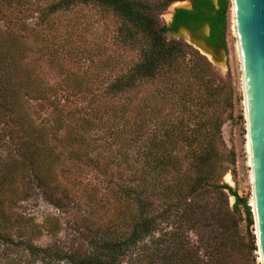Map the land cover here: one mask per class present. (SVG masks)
Returning a JSON list of instances; mask_svg holds the SVG:
<instances>
[{
  "label": "trees",
  "instance_id": "trees-1",
  "mask_svg": "<svg viewBox=\"0 0 264 264\" xmlns=\"http://www.w3.org/2000/svg\"><path fill=\"white\" fill-rule=\"evenodd\" d=\"M175 1L55 0L48 7L45 16L78 3L112 12L119 19L120 42L138 52L128 67L104 80L102 94L94 95L97 104L82 115L68 111V122L59 116L52 133L56 145L68 142L69 155L86 154L88 164L105 175V197L114 198L113 213L97 216L91 206L77 235L83 244L64 248L13 238L12 224L1 210V264H253L252 208L223 182L227 163L235 161L234 153L221 148L234 87L199 49L168 38L160 15ZM229 3L219 0L217 8L213 0H193L192 9H177L173 28L209 22L211 41L224 40ZM11 33L0 27V117L7 118L11 135L22 139L16 143L21 157L11 154L0 162V198L16 179L13 162L21 164L17 169L26 168L28 178L36 179L49 201L62 208L67 198L54 199L59 184L51 183L52 173L41 165L56 156L57 146L30 114L31 100H50L53 88H43L22 63L26 43ZM150 84L149 98L137 100ZM78 127L97 136H80ZM19 254L26 258L14 260Z\"/></svg>",
  "mask_w": 264,
  "mask_h": 264
},
{
  "label": "rangeland",
  "instance_id": "rangeland-1",
  "mask_svg": "<svg viewBox=\"0 0 264 264\" xmlns=\"http://www.w3.org/2000/svg\"><path fill=\"white\" fill-rule=\"evenodd\" d=\"M54 1L0 0V27L3 32L12 30L13 39L25 41L26 52L21 55L22 63H26L32 75L42 80L43 88H53L50 100H31L30 114L35 122H42V132L50 144L57 146L54 148L55 157L41 161L42 169L45 167L52 173L51 183L59 184L54 199L68 200L61 201L62 208L56 207L47 198L44 187L36 179L28 178L27 169H17L21 164L11 162L12 169L17 170V174L14 173L16 179L7 184V193L3 194L4 198H0L3 200L0 211L2 210L6 220L12 224L9 233L13 234V238L33 239L39 246L58 243L64 248H71L73 245L83 244L77 235L93 211L91 206L96 210L97 216H112L114 198L105 197V175L95 164H88L86 154L82 153L79 158L69 155L70 147L66 141L56 145L52 133L55 134L59 125L57 118L61 116L68 122L71 112L82 115L91 109L97 104V96L95 99L94 95L100 96L106 86L104 80L113 78L128 67L132 60L138 58V52L120 42L119 19L112 12H106L93 4L78 3L56 14L45 16ZM229 2L225 39L220 37L222 43L219 42V46L225 50V54L221 50L223 67H216L234 87V106L226 114L221 148L225 154L234 153L232 158L235 161L227 163L230 170L224 176L223 182L229 184L242 198H246L249 204L253 196L249 132L232 0ZM192 6L193 0L173 2L161 13V22L166 27L172 22L174 29L175 9H191ZM8 25L13 28L9 29ZM167 36L189 42L177 32L170 33L168 27ZM153 88L151 84L145 86L137 100L149 96ZM68 91H72L74 95H70ZM61 108L64 114H61ZM229 112L232 113L231 116L228 115ZM11 128L7 118L0 117V162L4 158L8 159L7 156L11 154L21 157L16 143L20 144L22 139L18 135H11ZM77 130L80 136H97L96 132L85 133L83 128L78 127ZM66 132V127L59 130V138H63ZM99 150L101 149L95 152L98 153ZM92 154L96 155L94 152ZM7 168L10 169V166ZM8 178H5L6 181H9ZM29 180L32 181L31 184L29 182L31 187L25 185ZM229 198L233 204L235 196L230 194ZM251 231L256 242L255 220ZM0 247L3 245L0 244ZM12 251L16 253V250ZM13 257L14 260L18 257L21 260L26 258L23 254ZM252 258L253 264H261L258 246L253 251Z\"/></svg>",
  "mask_w": 264,
  "mask_h": 264
},
{
  "label": "water",
  "instance_id": "water-1",
  "mask_svg": "<svg viewBox=\"0 0 264 264\" xmlns=\"http://www.w3.org/2000/svg\"><path fill=\"white\" fill-rule=\"evenodd\" d=\"M213 1L216 3L218 0ZM232 12L251 146L253 196L249 205L255 220L256 242L261 264H264V0H232ZM205 26L209 29L207 34L202 33ZM167 27L170 33L178 31L181 27L189 29L201 38L209 49L217 52L222 50L225 54L219 42L214 44L209 40L211 26L208 22L196 28L183 24L177 29H172L170 22ZM210 61L217 67H223L215 59Z\"/></svg>",
  "mask_w": 264,
  "mask_h": 264
},
{
  "label": "bare ground",
  "instance_id": "bare-ground-1",
  "mask_svg": "<svg viewBox=\"0 0 264 264\" xmlns=\"http://www.w3.org/2000/svg\"><path fill=\"white\" fill-rule=\"evenodd\" d=\"M234 17V16H233ZM234 20V19H233ZM234 28H235V22H234ZM209 31L208 27H204V29L202 30V33L207 34ZM181 37H184L185 40H189V43L193 44L195 47H197L201 52H203L204 54H206L210 59H215L216 62L221 64V60H222V55H221V51L217 52V51H213L211 49H209L206 44L204 43V41L197 37L194 33H192L189 29H186L184 27H181L178 31H176ZM248 148L250 150L251 153V146H250V141H248ZM252 165V162H251ZM252 202V200H251Z\"/></svg>",
  "mask_w": 264,
  "mask_h": 264
},
{
  "label": "flooded vegetation",
  "instance_id": "flooded-vegetation-1",
  "mask_svg": "<svg viewBox=\"0 0 264 264\" xmlns=\"http://www.w3.org/2000/svg\"><path fill=\"white\" fill-rule=\"evenodd\" d=\"M213 2H214V1H213ZM218 2H219V0H218L216 3L214 2V3L216 4V7H217V8H219V4H217ZM191 9H192V8H191ZM175 15H176V12H175ZM175 15H174V19H175ZM174 19H173V26H174ZM204 23H205V22H204ZM204 23H203V24H204ZM208 23H209V22H208ZM203 24H202V25H203ZM182 25H183V24H182ZM202 25H200V26H202ZM179 26H181V25H179ZM179 26H178V27H179ZM189 26L194 27V28H196V27H200V26H196L195 24H192V25H189ZM209 40L211 41V31H210ZM211 42H212V41H211ZM218 42H220V37L218 38V41H217L216 43H214V42H212V43L217 44Z\"/></svg>",
  "mask_w": 264,
  "mask_h": 264
}]
</instances>
